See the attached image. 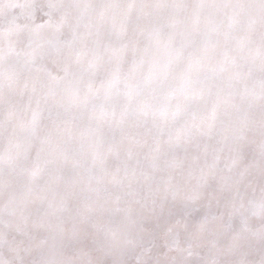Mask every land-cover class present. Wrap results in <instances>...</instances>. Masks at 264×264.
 <instances>
[{
    "label": "snow or ice",
    "instance_id": "snow-or-ice-1",
    "mask_svg": "<svg viewBox=\"0 0 264 264\" xmlns=\"http://www.w3.org/2000/svg\"><path fill=\"white\" fill-rule=\"evenodd\" d=\"M0 264H264V0H0Z\"/></svg>",
    "mask_w": 264,
    "mask_h": 264
}]
</instances>
